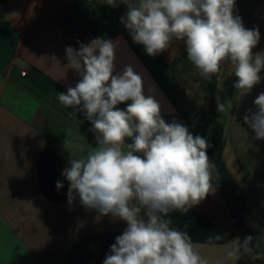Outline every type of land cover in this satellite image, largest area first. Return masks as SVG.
I'll return each instance as SVG.
<instances>
[{
	"label": "crops",
	"instance_id": "0c3cea01",
	"mask_svg": "<svg viewBox=\"0 0 264 264\" xmlns=\"http://www.w3.org/2000/svg\"><path fill=\"white\" fill-rule=\"evenodd\" d=\"M121 8L123 13L117 16L104 0H6L0 26V264H66L70 249L82 238L102 232L122 234L127 227L111 216L85 210L79 198L71 206L67 199L49 203L38 187L37 161L47 146L62 148L74 159L86 157L97 146L90 121L82 113L74 119L71 109L58 101V93L79 80L66 67L68 46L78 50L81 43L95 38L118 41L117 72L132 66L143 79L144 94L159 102L166 122L176 120L212 145L199 95L178 84L170 69L174 57L187 52L186 44L174 40L168 50L147 55L120 22L127 11L122 3ZM235 14L246 28L259 30L253 54L264 52V0H236ZM71 32L83 35L79 45L74 44ZM260 75L261 82L249 94L239 96L234 87L238 78L226 64L214 93L216 112L224 125L222 160L244 191L243 222L257 253L264 252V140L255 139L243 118L256 110L254 100L264 92V70ZM218 99L232 107L219 112ZM118 107L126 109L125 103ZM192 209L238 237L217 190ZM238 244L234 239L226 244L195 245L208 264H237L226 259V252Z\"/></svg>",
	"mask_w": 264,
	"mask_h": 264
},
{
	"label": "clouds",
	"instance_id": "9594fccd",
	"mask_svg": "<svg viewBox=\"0 0 264 264\" xmlns=\"http://www.w3.org/2000/svg\"><path fill=\"white\" fill-rule=\"evenodd\" d=\"M121 3L127 11L120 22L147 55L154 57L174 40L183 41L187 59L202 78L210 81L227 64L238 78L234 87L239 96L261 82L264 52L253 54L260 33L243 25L235 14L236 0ZM104 4L119 5L117 0ZM118 47V41L95 38L78 50H65L66 67L79 80L58 93V101L71 109L74 119L82 113L90 121L97 142L86 157L71 159L61 173L69 182L68 204L79 198L85 210L126 223L103 264H208L187 231L171 226L170 213L187 214L214 191L215 165L207 155L212 145L182 123L166 122L159 102L144 94L143 79L132 66L117 72ZM129 101L126 109L118 107ZM254 105L256 110L245 114L244 123L255 139L264 140V92ZM226 107L232 106L218 99L217 110L222 113ZM62 187L57 181L56 188ZM251 240L247 236L230 247L226 259L239 260L241 249L251 253Z\"/></svg>",
	"mask_w": 264,
	"mask_h": 264
},
{
	"label": "trees",
	"instance_id": "16d2710c",
	"mask_svg": "<svg viewBox=\"0 0 264 264\" xmlns=\"http://www.w3.org/2000/svg\"><path fill=\"white\" fill-rule=\"evenodd\" d=\"M6 0H0V26L3 22ZM114 13L120 16L123 11L121 4L115 7ZM180 66L179 68L177 66ZM170 69L174 80L180 85H186L190 79L200 91L199 99L202 111L210 125L212 148L207 152L209 159L214 163L216 176L213 178L214 189L220 192L224 198L229 218L238 229L240 244L247 236H252L244 225L243 214L245 210V197L242 187L230 176L222 160L224 149V125L220 121L214 103V93L219 73L208 81L202 78L199 71L187 59V52H182L174 57L170 63ZM193 88V86H191ZM129 102H125L127 104ZM130 142V141H129ZM74 159L67 151L57 146H47L39 155L37 161V183L43 198L49 203H60L67 199L69 182L61 175L62 171L69 166V161ZM57 181L62 182L63 187L56 188ZM172 227L187 231L194 244H226L237 237L227 233L218 225L208 220L200 213L191 209L187 214L180 212L170 213ZM187 225V228H185ZM116 232H102L90 234L78 241L69 251L66 264H84L93 260L98 264L110 252V247L115 243ZM221 239L217 240L216 237ZM251 253H243L241 249L240 259L237 264H264V252L257 253L254 249V238L249 244ZM259 259H253L254 256Z\"/></svg>",
	"mask_w": 264,
	"mask_h": 264
},
{
	"label": "built area",
	"instance_id": "2783aa9c",
	"mask_svg": "<svg viewBox=\"0 0 264 264\" xmlns=\"http://www.w3.org/2000/svg\"><path fill=\"white\" fill-rule=\"evenodd\" d=\"M70 35L74 44L79 45L82 42L83 35L81 33L71 32ZM22 75H24V73H22Z\"/></svg>",
	"mask_w": 264,
	"mask_h": 264
},
{
	"label": "rangeland",
	"instance_id": "374dc122",
	"mask_svg": "<svg viewBox=\"0 0 264 264\" xmlns=\"http://www.w3.org/2000/svg\"><path fill=\"white\" fill-rule=\"evenodd\" d=\"M117 1H119V0H117ZM191 86H193V88H192ZM186 87H187L190 91H192V92H194L195 94H198V95H199L200 91L198 90L197 86H196L195 84H193V82H192L190 79L187 81V83H186ZM236 239H239V238L237 237Z\"/></svg>",
	"mask_w": 264,
	"mask_h": 264
}]
</instances>
